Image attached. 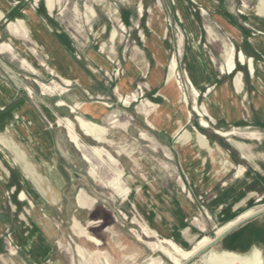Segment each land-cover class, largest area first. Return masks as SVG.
I'll return each mask as SVG.
<instances>
[{"label":"rangeland","instance_id":"obj_1","mask_svg":"<svg viewBox=\"0 0 264 264\" xmlns=\"http://www.w3.org/2000/svg\"><path fill=\"white\" fill-rule=\"evenodd\" d=\"M8 1L10 8L0 19V43L11 44L13 48L1 47L0 49V135L8 136L4 141L0 140V156L6 154L7 160L15 157L14 160L21 164L23 169L34 177L35 182L45 190L43 187L45 178L38 172L37 164L32 160L33 158H29L25 148L27 145L37 144V141L52 139L50 135H53L55 145L59 149L58 152L66 156L67 165H76L77 170L81 172L80 178L70 182L72 185L67 187L71 188L72 194L83 188L97 199L93 210L83 212L79 221L92 235L102 240L101 246H96L87 238L74 234L72 214L62 209V206L59 210L44 213L64 233L67 238L66 244L68 241L73 243L75 252L76 245L79 244L90 250L99 248L109 251L117 264H124L123 253L133 252L137 254L128 264H148V258L151 256L157 262L163 260L164 264H173L164 253L152 246L151 243L156 242L157 238L152 235L145 236L142 233L141 226L145 223L144 218L146 220L149 218L145 213V198L139 197L137 191V186L141 185L148 191H159L162 206L158 202L156 210L159 213L162 212L163 216L167 212L165 207L169 201L179 204L180 200H190L196 204L197 213L190 219L183 216L182 227L183 230L188 229L194 239L191 242L187 241L186 244H180L176 240L185 249L191 248L204 235L214 239L218 227L232 221L246 210L253 208L256 213L264 208V122H259L260 124L257 125L247 119L244 123L217 121L213 124L209 118L205 117L211 127L200 126L204 114L202 109L194 111L192 108L194 95L190 88L187 71L185 30L181 21L173 20L170 15L165 16L164 23L167 32L161 39L168 49L169 61L172 57L177 59L180 80L183 84L181 86L185 90V95L188 96L190 110L188 122L179 133L183 130L195 131L196 129L205 134L210 143L219 145L227 153L234 163V168L220 177L215 186L201 191L196 190L189 170L181 160L180 148L176 143L177 135H173V132L171 134L164 130L153 129L147 119L148 116L143 117L139 113V108L153 109L158 113L161 109L167 111L165 105L169 106L159 94L158 89H147L140 84L148 80L144 76L147 61L150 63V71L153 67L151 52L144 41L151 34V29L158 30L157 24L156 28L149 24L151 15L148 10L155 4H158L162 10L165 9L164 0H142L144 12L141 15L137 11L141 0ZM214 1L219 2V0ZM226 1L228 10L237 14L242 9L243 0ZM51 2H53L52 9H50ZM247 4L252 6L254 2ZM260 5L259 10L264 12V0H261ZM26 9H32L36 18L38 17L37 22L26 12ZM197 10L206 34V41L202 45L213 49L216 59L221 60L220 53L223 48L219 30L217 26L205 19L208 18V10L201 8ZM38 19L55 37L65 36L71 43L69 47L63 45L64 49L82 69L86 80L92 85L97 83L96 91L101 92H87L86 95L91 101L106 103L110 110L106 120L96 122L88 119L79 112L84 110L71 112L70 106L76 103L74 98L79 91L74 88L73 84L80 86L76 83L78 82L84 85L85 78L79 73L84 79L79 82L75 78L76 75L70 71V75H67L69 73L68 63L66 64L55 44L43 32ZM156 19L157 17L155 21ZM21 20L25 22V28H22ZM124 27L125 30H123ZM224 41L232 43L228 39ZM24 61L32 64L40 72L33 71ZM250 61H252L251 58L249 61L247 59V62L250 63ZM127 62L135 66L138 75L130 88L119 94L116 88L125 75L126 69L123 64ZM55 65L59 66L62 72H59ZM165 69L168 73V66ZM63 75L71 77L73 84L66 85L62 80ZM229 75L234 77V74ZM43 84L49 86L60 84L67 91L64 94L58 91L45 92ZM196 88L201 94L197 98L198 103L206 102L209 107L210 95L215 91L216 84ZM134 93L137 95V100H134ZM122 97H128V103H125ZM166 99L170 101L169 98ZM59 100H65L67 105L57 108L55 103L57 104ZM148 101L154 102L155 105L149 104ZM77 115L84 120L103 126L106 129V135L114 140V144L98 142L85 135L78 126ZM58 117L64 121L69 118L74 122L75 131L85 147L78 149L75 146L65 124L56 122ZM172 117V122H175L184 119L185 114L181 109H176ZM113 120H116V124L128 122V125L112 127ZM216 130L233 133L221 136V131L218 134ZM142 131H145L147 135L140 136ZM48 132L51 134L47 135ZM238 142L241 144L239 147ZM91 146L105 147L119 163L114 166L97 158L92 153ZM120 148L123 152L118 155L116 151ZM84 153L92 157L100 176L98 180L90 174L91 164L84 159ZM225 162L228 163V159ZM3 164L10 170L6 162ZM239 165H244L246 170L243 175L236 176V167ZM116 167L122 170L124 167L123 171L126 172L123 177L125 181L123 186L131 188V193L126 199L118 194L119 188L114 189L104 184L115 175L113 169ZM216 170L218 169L212 167L211 174L216 175ZM128 175L133 176L137 182L129 180ZM231 184L239 187L235 200L232 199L230 202L213 208L212 201ZM16 192L13 188L6 191L4 197L7 204L11 205L12 199L20 193L15 195ZM21 193L20 198H23L25 194L23 192L21 195ZM25 200L27 208L23 207L22 210L25 214H30L33 212L31 206L33 202L31 200L28 202V197ZM176 212L179 214V209ZM137 234H141L143 240H138ZM183 240L185 242V239ZM117 242L126 246L123 252L118 248ZM211 249L222 250L217 245ZM194 256L183 261V264H187L188 261H191L189 264H195L202 255L191 260Z\"/></svg>","mask_w":264,"mask_h":264},{"label":"crops","instance_id":"obj_2","mask_svg":"<svg viewBox=\"0 0 264 264\" xmlns=\"http://www.w3.org/2000/svg\"><path fill=\"white\" fill-rule=\"evenodd\" d=\"M164 1L166 7L161 12V16L156 19L158 30L153 31L151 29V34L144 41L147 49L151 52L153 67L150 71V63L147 61L144 76L148 80L140 84L147 89H158L159 94L169 106L166 107L165 105L167 111L161 109L158 113L154 112L153 109L139 108V113L143 117H146L145 115L148 116L147 119L153 129L157 131L164 130L171 134L173 132V135H177L176 143L180 148L181 160L189 170L195 183V189L201 191L215 186L219 182L220 177L234 168V163L219 145L210 143L207 136L200 131L196 129L195 131L183 130L182 133H179L189 118H187L184 105L176 101L179 93L177 86L174 82L167 81L169 68L168 73H166L165 67L169 64V57L168 49L161 39L166 33L164 34L162 26L161 28L159 26L160 20L164 23L165 16L170 15L175 21L179 19L184 27L187 42V71L190 78V88L194 95L193 110L202 109L203 118H210V122L213 124H216L217 121L244 123L247 119H250L251 123L253 122L258 125L260 124L259 122H264V12L259 10L261 0H243V4L254 2V5L249 6L247 4L246 10L244 12L240 10L237 14L227 9L226 0H219L217 3L214 0ZM141 3H143L142 0ZM0 7L6 13L10 8V2L8 0H0ZM241 7L243 8V5ZM199 8L208 10V18L205 19L217 26L216 28L219 30L218 32L221 36V41H219L223 48L220 53L222 55L221 60L216 59L213 49L202 45L206 41V34L201 24V16L197 10ZM138 13L141 15L140 11ZM38 23L43 32L55 44L66 64H70L77 73H81L85 78L77 62L70 58L64 49L63 45L69 47L71 44L67 38L65 36H59L60 38L55 37L39 19ZM224 39L231 41L236 48L237 58L235 61L237 67L234 73H231L234 74V77H231L230 73H227L225 69V49L230 44L224 41ZM240 52L244 53L248 61L250 58L252 61L250 63L240 62ZM251 63L252 66L250 65ZM123 65L126 71L116 88V92L119 94L122 91L128 90L138 75V70L133 64L127 62ZM55 67L59 72H62L59 66L55 65ZM239 72L242 73V80L246 81L240 89L235 84V78ZM67 75H70V72ZM179 75L178 71V78ZM180 82L183 85L181 80ZM76 83L80 86L73 84L74 88L79 90L75 95L74 101L76 103L82 102L80 103L82 107H85L84 105L87 107H85V111L79 112L86 118L96 122L106 120L110 113L106 103L97 100L91 101L86 95L87 92L96 91L97 83H93L92 85L86 78L84 85ZM212 83L216 84V89L211 93V100L209 107H207L206 102L198 103L197 98L201 94L196 87L204 88ZM182 91H185L184 88ZM96 92L101 91L97 90ZM50 96L53 97V95ZM166 98H169L171 102ZM186 100V109L190 111L187 95ZM148 103L155 105L151 101H148ZM55 105L57 108L63 107L58 106L56 103ZM176 109H181L182 113L185 114V118L172 122V116ZM205 110L208 112L207 114H205ZM112 124V127L118 125L126 127L128 122L116 124L114 121ZM200 126L210 128L211 124L210 126H203L200 123ZM216 131L220 134L219 131L221 130ZM50 134L49 132L47 133V135ZM199 134L205 137L206 142L199 141ZM146 135L145 131H142L140 134V136ZM220 135L223 136L222 134ZM50 136H52V139L48 138L37 141V144L27 145L25 148L29 158H33L32 160L37 164L38 172L45 178V183L42 184L44 189H47L46 191L35 182L34 177L30 176L21 164L14 160L15 157L7 160L8 156L6 154L0 156V264H117L115 258L105 249L96 248L90 250L77 244L75 252L73 243L68 241L66 244L67 241L65 242V240L67 238L64 233L44 214L59 210L62 206V209L64 208L65 211H69L72 214V230L74 234L78 237L83 236L87 238L82 234H77L75 220L80 222L79 218H81L82 213L93 210L97 202V199L88 194L83 188H80L77 193L72 194L71 188L67 187L70 184L72 185L70 182L80 178L81 172L77 170L76 165H67L68 162L65 154L58 152L59 149L55 145L54 137L53 135ZM104 136L105 140L102 142H106L109 145L114 144V140L110 139L106 133ZM239 145L240 142L237 143L238 147ZM122 152L123 149L121 148L116 151L118 155L122 154ZM226 159H229L231 162L228 168L224 165ZM3 162L9 165L10 170L4 166ZM241 166L246 170L244 165L237 166L236 176L243 175L242 173H238ZM212 167L218 169L215 171L216 175L211 174ZM122 168L125 170L124 167ZM124 173L126 172L124 171ZM141 187L144 189L145 194L148 195L149 200V203L145 205V213L149 220L143 217L145 223L155 229H159L158 224H160L161 228L167 230L166 234L171 239L178 240L180 244H186L187 241L191 242L194 237H191L188 229H182L183 216L187 219L193 217L198 210L196 204L190 200H180L179 204L169 201V204L167 203L165 207L167 212L163 216L162 212L159 213L156 210L158 202L162 206L159 191H148L142 185ZM9 188L16 189L15 195L23 191L25 196L20 198V193H18V196L13 197L11 205L7 204L4 195ZM238 188L236 184H231L229 187L224 188L212 201V207L225 204L232 199L235 200ZM82 191L95 199L94 204L88 208H82L78 204L77 197ZM27 197L28 202L29 200L33 202V205H31L33 212L30 214H25L22 210L23 207L27 208V203H25ZM177 209H179V214L176 212ZM243 213L226 224L236 221ZM244 219L238 221V223L236 222L237 224L235 223L233 228L216 245L222 248V250L238 253H248L257 247L261 249L264 256V213L253 218ZM86 230L88 234L92 235L87 227ZM160 236L163 235L160 234ZM96 238L99 239L98 237ZM182 238L185 239V242ZM87 239L96 246H101L103 243L101 239H99L100 244L89 238ZM119 243L117 242V246L123 252L126 246ZM78 246L83 249L84 254L78 251ZM136 254L134 252L123 253L124 264H128Z\"/></svg>","mask_w":264,"mask_h":264},{"label":"bare ground","instance_id":"obj_3","mask_svg":"<svg viewBox=\"0 0 264 264\" xmlns=\"http://www.w3.org/2000/svg\"><path fill=\"white\" fill-rule=\"evenodd\" d=\"M52 5H53V2H51L50 9H52ZM138 6H139L140 13L143 14L144 8L142 7L141 1H139ZM247 7L248 6L246 3L243 4V8L241 9V11L244 12ZM148 11L150 12V15H151L150 19H149V24L152 27L156 28L155 18L157 17V19H158L161 16V12H163V10L158 4H155L154 6H151V8H149ZM26 12L30 16H32L33 19L37 22L38 17L36 18V15L32 11V9H26ZM4 14H5V12L0 8V19L2 17H4ZM20 24L22 25V28L26 27V24L24 21L21 20ZM159 26H160V28L162 26V31L165 34L167 32V28L164 26L163 21L160 20ZM125 29L126 28L124 27L123 30H125ZM114 32L116 33L117 30ZM52 46H54V45H52ZM1 47H4L5 49L6 48H8V49L13 48V46L11 44H7V43L6 44L0 43V49H2ZM236 58H237L236 48L231 43L225 49V69H226L227 73H230V74L234 73V71L237 67V64L235 61ZM239 61L242 63L247 62V58L243 52L239 53ZM24 62H27V61H24ZM27 64L33 71L40 72L32 64H30L28 62H27ZM250 65L252 66V63ZM67 68L73 75H76V77H75L76 80H78L79 82L84 81V79L82 78V75L77 73L70 64H67ZM168 68H169V74L167 77V81L174 82L175 85L177 86L179 93H178V98L176 101L178 103L180 102L184 105L185 112L187 113V118H189L190 111H188L186 109V102H187L186 95L182 91L181 82H180V79L178 78V62H177V59L175 57H172L170 59L169 64H168ZM62 80L68 86L73 84V79L69 76L63 75ZM235 84H236L237 88H239V89L242 87L243 81H242V73L241 72H239L236 75ZM139 88L142 89L140 86H139ZM43 89L45 92L46 91H48V92L58 91V93H60V94H64L67 91V89L60 84H55L54 86H49L47 84H43ZM133 97H134V100H137L136 93L133 94ZM122 99L125 100L124 101L125 103H128V100H127L128 97L127 98L122 97ZM57 104L59 106H64V105H67V102L65 100H59ZM70 109H71L72 113H75L78 110H84V111L86 110V108L82 107V105L80 103H74L73 105L70 106ZM207 113L208 112L205 110V114H207ZM114 121H116V120H113V122ZM56 122H58L59 124H62V123L65 124V126L68 128V131H69V134L73 140V143L75 144V146L78 149H82L83 147H85V145L80 141L79 135L75 131V125H74V122L72 120H70L69 118H66L64 121L62 118L58 117ZM77 122H78L79 128L82 130V132L85 135L94 138V140H97L98 142H102L105 140L104 135L106 133V129L103 126H101L100 124L84 120L83 118H81L78 115H77ZM201 124L203 126H210L209 121H207L205 118H202ZM232 133H233L232 131H221V134L223 136H228L229 134H232ZM7 137H8L7 135H0V140L4 141L5 139H7ZM199 141L200 142H206L205 137L202 134H199ZM90 149H91L92 153L97 158L101 159L104 162L107 161L114 166H116L119 163L118 160L113 155H111V153L105 147L91 146ZM83 157L88 163L91 164L90 174L93 176V178L95 180H98V178L100 176L98 174L97 167L93 164L92 157H90L89 155H87L85 153L83 154ZM230 164H231V162L228 159V163H226L224 165L228 168ZM244 170H245V168L243 166H241L238 173L244 174ZM113 171H114L115 175L111 179L106 181L104 184L107 185L108 187H111L114 189L119 188L118 194L120 196H123L125 199L128 198L130 193H131V188L129 186H123V183H125V181L123 179V177L125 176L124 171L122 169H120L119 167L114 168ZM127 178L129 180H131L132 182H135V183L137 182L136 179L131 175H128ZM137 191H138L139 197L145 198V205L148 204L149 203L148 195L145 194L144 189L141 186H137ZM77 201H78V204L82 208H88L92 204H94L95 199L89 197L85 192L82 191L78 195ZM134 206H135V204H134ZM263 209L264 208H262L261 210H263ZM261 210L257 211L256 213H255V209H253V208L247 210L236 221L231 222L229 224H226L224 226L218 227V229L216 231V234H217L216 236L222 234L224 231H226L227 229L232 227L233 224L235 225L236 222L238 223L239 220H241L243 218H245V219L250 218L251 216L257 214ZM75 225L77 227V234H79V235L82 234V235L86 236L87 238L94 240L100 244V240L97 239L96 237L88 234L86 227L83 226L80 222L75 220ZM158 227L160 230L149 226L147 223H144V224H142L141 229H142V233L145 236L152 235L155 238H157L156 242L151 243L152 246L157 248L160 252L164 253L168 257V259H170V261H172L173 264H183V261H186V260L190 259L192 256L196 255L198 252H200L204 247L208 246L214 240L210 236L204 235L200 239H198L196 241V243L191 248L185 249L180 244H178L175 240L171 239L168 236V234H166L167 230L165 228H161L160 224H158ZM160 234H162L163 236H160ZM137 238L139 240H143L141 237V234H137ZM77 248H78V251L80 253L84 254L83 249H81L80 246H78ZM148 259H149L148 264H164L163 260H160L157 262L153 256H151ZM195 264H264V256L262 254L261 249H259L257 247L253 248L248 253H238V252H234V251H230V250H224V249L220 250V251L210 249L207 253L203 254L201 256L200 260L195 262Z\"/></svg>","mask_w":264,"mask_h":264},{"label":"water","instance_id":"obj_4","mask_svg":"<svg viewBox=\"0 0 264 264\" xmlns=\"http://www.w3.org/2000/svg\"><path fill=\"white\" fill-rule=\"evenodd\" d=\"M264 213V209L261 210L260 212H258L257 214L251 216L250 218H253L255 216H259L261 214ZM233 228L230 227L229 229H227L226 231H224L222 234L216 236L213 240V242H211L208 246L204 247L200 252H198L191 260H194L196 258H198L199 256L203 255L204 253L208 252L211 248H213L223 237L225 234H227L231 229ZM191 261H188L187 264H189Z\"/></svg>","mask_w":264,"mask_h":264},{"label":"built area","instance_id":"obj_5","mask_svg":"<svg viewBox=\"0 0 264 264\" xmlns=\"http://www.w3.org/2000/svg\"><path fill=\"white\" fill-rule=\"evenodd\" d=\"M179 78H180V75H179Z\"/></svg>","mask_w":264,"mask_h":264}]
</instances>
